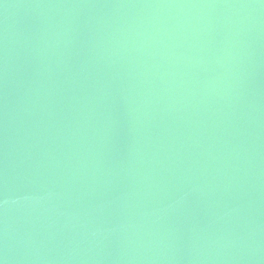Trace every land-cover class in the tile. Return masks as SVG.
<instances>
[{"label": "water", "instance_id": "obj_1", "mask_svg": "<svg viewBox=\"0 0 264 264\" xmlns=\"http://www.w3.org/2000/svg\"><path fill=\"white\" fill-rule=\"evenodd\" d=\"M2 264H264V0H0Z\"/></svg>", "mask_w": 264, "mask_h": 264}, {"label": "snow or ice", "instance_id": "obj_2", "mask_svg": "<svg viewBox=\"0 0 264 264\" xmlns=\"http://www.w3.org/2000/svg\"><path fill=\"white\" fill-rule=\"evenodd\" d=\"M0 264H2V261H0Z\"/></svg>", "mask_w": 264, "mask_h": 264}]
</instances>
